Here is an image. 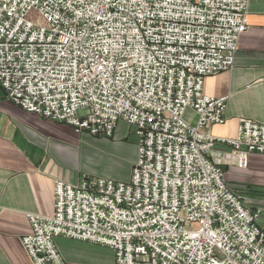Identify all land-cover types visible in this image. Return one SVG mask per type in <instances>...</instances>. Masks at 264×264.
<instances>
[{
	"label": "built area",
	"instance_id": "obj_1",
	"mask_svg": "<svg viewBox=\"0 0 264 264\" xmlns=\"http://www.w3.org/2000/svg\"><path fill=\"white\" fill-rule=\"evenodd\" d=\"M250 0H0V87L75 131L134 128L127 181L57 179L51 215L28 213L33 264H67L56 237L107 246L114 264H264L261 207L225 181L264 153V123L225 122L204 78L235 64ZM191 110V119L185 113Z\"/></svg>",
	"mask_w": 264,
	"mask_h": 264
},
{
	"label": "crops",
	"instance_id": "obj_2",
	"mask_svg": "<svg viewBox=\"0 0 264 264\" xmlns=\"http://www.w3.org/2000/svg\"><path fill=\"white\" fill-rule=\"evenodd\" d=\"M203 92L227 97L225 122L209 128L213 135L234 136L243 117L264 123V0L249 1L234 66L206 76ZM80 151V133L72 125L20 108L0 87V264H33L21 241L31 231L27 214L51 215L55 180L76 184L86 176ZM224 177L248 207L262 208L259 225L264 229V153L251 152L246 169L226 167ZM66 249L67 264H114L109 250L89 243Z\"/></svg>",
	"mask_w": 264,
	"mask_h": 264
},
{
	"label": "rangeland",
	"instance_id": "obj_3",
	"mask_svg": "<svg viewBox=\"0 0 264 264\" xmlns=\"http://www.w3.org/2000/svg\"><path fill=\"white\" fill-rule=\"evenodd\" d=\"M184 118L190 120L191 115L187 112ZM115 129L116 131L114 130L112 137L93 135L85 131L80 133L81 160L79 165L81 164L85 172L83 175H96L121 181L129 179L131 168L137 159L138 138L134 128L124 121H119ZM118 175H124L126 179L116 177ZM81 243H89L91 246L109 250V253L113 254L114 259L113 250L107 246L63 236L56 237V245L64 260V250H67L66 248L68 247L74 248Z\"/></svg>",
	"mask_w": 264,
	"mask_h": 264
}]
</instances>
